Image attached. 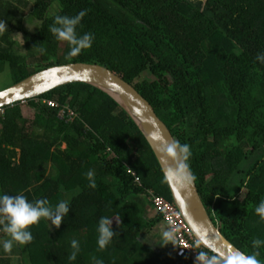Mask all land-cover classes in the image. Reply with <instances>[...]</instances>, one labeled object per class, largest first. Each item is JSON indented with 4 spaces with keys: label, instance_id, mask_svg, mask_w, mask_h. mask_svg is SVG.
<instances>
[{
    "label": "trees",
    "instance_id": "obj_1",
    "mask_svg": "<svg viewBox=\"0 0 264 264\" xmlns=\"http://www.w3.org/2000/svg\"><path fill=\"white\" fill-rule=\"evenodd\" d=\"M22 5L30 1L0 0L7 25L0 73L17 83L54 64L87 62L133 84L190 146L188 164L222 232L252 254L253 240H264L255 213L264 200V63L256 59L264 54V0H36L29 8L40 21L35 32L24 24ZM81 10L87 15L77 32L95 39L69 56V44L48 29L56 15ZM0 111V193L70 205L58 228L41 219L30 226V244L14 242L10 255L0 246V264H94V257L104 264H194L159 235L153 240L168 228L154 195L172 201V194L155 152L112 97L71 83ZM102 216L114 217L117 233L103 250ZM9 238L0 229V240ZM72 240L80 248L74 261ZM259 251L264 264V247Z\"/></svg>",
    "mask_w": 264,
    "mask_h": 264
},
{
    "label": "water",
    "instance_id": "obj_2",
    "mask_svg": "<svg viewBox=\"0 0 264 264\" xmlns=\"http://www.w3.org/2000/svg\"><path fill=\"white\" fill-rule=\"evenodd\" d=\"M71 83L92 85L112 97L140 129L155 152L165 176V172L174 162L163 149L167 144L177 141L175 136L167 123L157 114L151 102L133 84L106 66L87 62L51 65L0 89V109L18 102H28ZM166 182L172 200L184 215L202 247L225 259L234 251L248 254L222 232L218 221L211 216L205 205L196 179L191 185L182 186L175 181Z\"/></svg>",
    "mask_w": 264,
    "mask_h": 264
},
{
    "label": "clouds",
    "instance_id": "obj_3",
    "mask_svg": "<svg viewBox=\"0 0 264 264\" xmlns=\"http://www.w3.org/2000/svg\"><path fill=\"white\" fill-rule=\"evenodd\" d=\"M87 15V10H81L75 16L56 15L54 23L48 31H50L58 41H66L69 44V56H76L83 50L92 47L95 39L94 34L86 32L83 35L78 34L77 27L81 25L83 18ZM7 31V25L4 20H0V32ZM43 51V50H42ZM256 59L264 63V54H259ZM159 139V137H155ZM163 151L173 160L171 166L165 172L166 181H175L178 185H191L196 177L190 170L188 160L191 157L190 146L179 141H173L167 144ZM89 186L96 187L93 172L87 173ZM70 205L67 201H60L55 206L50 205L47 199H39L34 202H29L27 196L23 193L17 195H9L0 193V229L10 238L0 242L3 252L11 254L14 242L19 245L30 244L33 240V234L29 230L30 226L39 224L41 219L50 223L51 227H59L63 219L68 215ZM255 213L261 221H264V200L255 208ZM114 218V217H113ZM113 218L102 216L98 221V246L103 250L112 241L117 233L113 230ZM117 223L119 219L116 218ZM172 231H162V239L170 241L172 239ZM168 244V243H166ZM165 245V244H164ZM254 249L252 254H245L239 251H234L227 259L219 255L209 256L205 252H199L196 257V264H262L258 259L260 256L259 249L264 247V240L255 239L252 242ZM73 251L68 259L74 261L79 252V242L71 241ZM94 259V264H104L102 260Z\"/></svg>",
    "mask_w": 264,
    "mask_h": 264
},
{
    "label": "built area",
    "instance_id": "obj_4",
    "mask_svg": "<svg viewBox=\"0 0 264 264\" xmlns=\"http://www.w3.org/2000/svg\"><path fill=\"white\" fill-rule=\"evenodd\" d=\"M49 104L51 106L56 105L54 101H49ZM73 113L74 111L70 110V114ZM137 180H140V178L138 177ZM154 204L156 212L162 213L168 228L172 231L177 257L183 258L188 256L196 264V257L199 252H205L209 256L213 255L204 251L205 248L198 242L191 226L173 200H168L160 195H154Z\"/></svg>",
    "mask_w": 264,
    "mask_h": 264
},
{
    "label": "rangeland",
    "instance_id": "obj_5",
    "mask_svg": "<svg viewBox=\"0 0 264 264\" xmlns=\"http://www.w3.org/2000/svg\"><path fill=\"white\" fill-rule=\"evenodd\" d=\"M30 1V5L28 7H24L23 5L21 6L22 10H23V15L25 16V20H24V24L25 26H27L30 30H32L33 32H35V30L37 29L38 26H40V21L36 20V18H34L33 16L30 15V7L31 5H33L35 3L36 0H29ZM25 13V14H24ZM21 15V14H20ZM14 37L16 39H19L20 36H18V32H15L14 33ZM150 73L147 72V74L145 75V77L149 76ZM144 77V78H145ZM13 82L11 81L10 79V76L8 73L5 74V71H2L0 73V89L2 88H5L6 86H9L11 85ZM27 108H25V112H26V115L30 116L27 112ZM1 112V111H0ZM32 112V111H31ZM34 114V112H33ZM64 147H66V144H64ZM155 234H153L152 236H154ZM157 235L154 236V241H155V238H156ZM5 240V239H3ZM3 240H0V242H2ZM156 242V241H155ZM15 257L17 259H19L17 255H15Z\"/></svg>",
    "mask_w": 264,
    "mask_h": 264
},
{
    "label": "crops",
    "instance_id": "obj_6",
    "mask_svg": "<svg viewBox=\"0 0 264 264\" xmlns=\"http://www.w3.org/2000/svg\"><path fill=\"white\" fill-rule=\"evenodd\" d=\"M156 212V211H155ZM163 225H165V224H163ZM166 226V225H165ZM165 226H163V228L165 227ZM163 228H161V230L163 229ZM160 230V231H161ZM165 230H169V228H167L166 227V229L164 228V230L163 231H165ZM159 230H158V232L156 231V234L155 235H159L161 238H160V240H161V243L164 245L165 244V246L166 247H168L169 245L171 246V247H175V245L173 244V240H174V237H173V235H172V239L170 240V241H166V240H164V239H162V231L160 232ZM166 243H168V244H166Z\"/></svg>",
    "mask_w": 264,
    "mask_h": 264
},
{
    "label": "flooded vegetation",
    "instance_id": "obj_7",
    "mask_svg": "<svg viewBox=\"0 0 264 264\" xmlns=\"http://www.w3.org/2000/svg\"><path fill=\"white\" fill-rule=\"evenodd\" d=\"M36 2V1H35ZM37 20V19H36Z\"/></svg>",
    "mask_w": 264,
    "mask_h": 264
}]
</instances>
